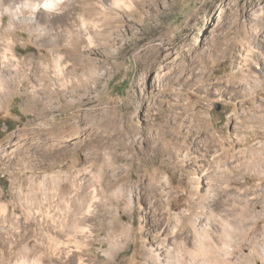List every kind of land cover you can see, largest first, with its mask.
<instances>
[{
    "label": "rangeland",
    "instance_id": "obj_1",
    "mask_svg": "<svg viewBox=\"0 0 264 264\" xmlns=\"http://www.w3.org/2000/svg\"><path fill=\"white\" fill-rule=\"evenodd\" d=\"M132 1V10L121 11L102 0H70L69 17L85 27L73 46L59 47L64 73L56 78L41 65L51 63V48L38 41L40 29L20 23L12 49L25 77L0 81V162L30 163L0 165L4 202L19 214L14 190L20 184L27 189L30 179L78 175L80 201L93 197L104 217L83 255L87 261L144 256L158 226L185 213L183 206L191 205L185 156L195 154L209 128L233 137L245 85L239 71H258L243 67L246 46L258 65L264 62V0ZM33 161L42 166L33 168ZM137 183L147 189L140 200ZM263 185L264 177L246 179L247 188ZM117 189L125 196L134 190L131 210ZM164 209L172 215L163 217ZM115 241L124 250L107 260Z\"/></svg>",
    "mask_w": 264,
    "mask_h": 264
},
{
    "label": "bare ground",
    "instance_id": "obj_2",
    "mask_svg": "<svg viewBox=\"0 0 264 264\" xmlns=\"http://www.w3.org/2000/svg\"><path fill=\"white\" fill-rule=\"evenodd\" d=\"M69 2L0 0V36H5V43L0 42V81L7 78L16 83L18 76L25 77L22 73L25 65L16 60L12 49V32L20 23L40 29L38 41L51 48V63L41 62V65L52 67L55 78L63 75L64 59L59 47L73 46L85 27L84 23L76 25L69 17ZM102 2L110 9H133L132 0ZM4 16L9 17L8 24L3 23ZM253 54V49L246 46L241 57L244 68L254 65L258 71L248 69L250 76L242 69L239 71L240 81L245 85L240 87L243 101L240 115H235L236 132L228 137L225 133L215 134L209 128L206 139L200 145L194 144L196 155L185 156L189 164L183 176L189 177L191 205L183 206L185 213L176 212L173 225L158 226L156 243H144V256H136L134 252L129 259L114 263L91 257L86 260L83 255L94 245L98 225L104 217L93 197L87 204L80 201L81 179L68 172L50 175L39 183L30 179L27 189L20 184L14 190L19 214L10 213V204L4 202L3 192H0V264H264V185L259 186L261 189L246 187L247 177H264V62L258 65ZM258 93L260 99L255 96ZM232 138L235 145L230 141ZM155 139L148 138L147 143ZM2 164L30 167V163L24 161L0 162ZM31 166L36 168L42 164L33 161ZM117 181L111 180L108 184L113 186ZM47 183L53 188H46ZM137 189L140 200L147 189L139 183ZM115 192L116 197L125 198L124 204L130 209L134 190H129L126 196L123 190ZM171 215L164 209L163 217ZM95 218L100 220L95 221ZM129 229L127 227L124 235ZM123 250L120 243L111 242L106 259Z\"/></svg>",
    "mask_w": 264,
    "mask_h": 264
}]
</instances>
